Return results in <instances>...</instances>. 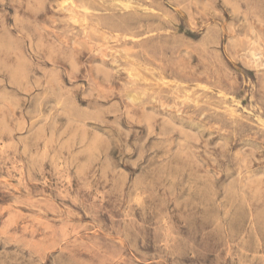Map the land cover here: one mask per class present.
Listing matches in <instances>:
<instances>
[{"label":"clouds","instance_id":"9594fccd","mask_svg":"<svg viewBox=\"0 0 264 264\" xmlns=\"http://www.w3.org/2000/svg\"><path fill=\"white\" fill-rule=\"evenodd\" d=\"M0 264H264V0H0Z\"/></svg>","mask_w":264,"mask_h":264}]
</instances>
